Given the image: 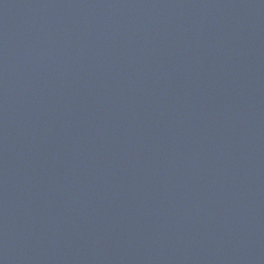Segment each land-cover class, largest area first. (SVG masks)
I'll use <instances>...</instances> for the list:
<instances>
[{
	"label": "water",
	"instance_id": "95a60500",
	"mask_svg": "<svg viewBox=\"0 0 264 264\" xmlns=\"http://www.w3.org/2000/svg\"><path fill=\"white\" fill-rule=\"evenodd\" d=\"M0 264H264V0H0Z\"/></svg>",
	"mask_w": 264,
	"mask_h": 264
}]
</instances>
